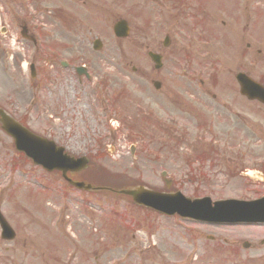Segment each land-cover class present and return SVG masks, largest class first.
I'll list each match as a JSON object with an SVG mask.
<instances>
[{
    "label": "rangeland",
    "instance_id": "obj_1",
    "mask_svg": "<svg viewBox=\"0 0 264 264\" xmlns=\"http://www.w3.org/2000/svg\"><path fill=\"white\" fill-rule=\"evenodd\" d=\"M57 3L64 9L54 19L50 12ZM181 4L188 7L185 12ZM35 13L38 21H33ZM118 19L130 27L124 40L112 34ZM22 25H29L30 32L41 38L38 55L20 38ZM0 27L8 29L1 38L4 42L15 35L21 39L13 45L12 55L29 47L24 60L30 63L34 56L40 74L46 72L44 64L59 70L50 88H37V81L19 71V55L7 63L0 60V86L6 89L0 93L5 97L9 91L11 96L0 98V106L11 113L14 101L24 107L34 95L29 128L53 137L71 153L83 150L90 166L79 177L86 182L116 188L144 184L162 191L160 173L166 171L170 190L188 196L256 198L264 193V183L226 171L229 161L253 170L264 165V121L253 117L255 110L249 104H234L239 96L237 72L264 84V0H0ZM166 36L169 44L164 48ZM94 38L103 43L99 52L91 49ZM148 51L162 56L161 69H154ZM52 52L72 64L79 59L89 63L94 89L93 83L79 82L71 70L63 71ZM11 79L16 83L13 89ZM154 81L161 83L158 90ZM200 138L213 142L206 153L209 161L202 167L195 163L193 171L181 177L182 167L187 166L183 157L205 156L195 144ZM2 141L0 210L13 225L11 219H29V264H180L185 260L184 264H248L250 260L264 264V245H260L264 229H241V237H233L238 231L148 216L125 198L69 190L58 174H47L30 163L27 183L12 170L15 152L6 137ZM199 169L202 175L195 174ZM217 169L220 174H215ZM63 219L68 227L61 226ZM87 226L98 228L96 236ZM59 228L67 237L52 233ZM207 235L216 241L201 240ZM54 237L61 250L54 246ZM65 239L84 256L70 257L74 251L62 249L61 240L70 244ZM244 240L256 249H242ZM16 242L6 246L10 252L1 253L4 263L26 261Z\"/></svg>",
    "mask_w": 264,
    "mask_h": 264
},
{
    "label": "water",
    "instance_id": "obj_2",
    "mask_svg": "<svg viewBox=\"0 0 264 264\" xmlns=\"http://www.w3.org/2000/svg\"><path fill=\"white\" fill-rule=\"evenodd\" d=\"M119 26L121 27L120 29L122 30L123 35H124V33H127V29L125 27V24H122ZM237 79L241 83V85L244 86V88L246 90L249 89L250 91L256 93V96L258 98L263 97L260 88H258L256 86L249 87V85L247 83H243L245 81H248L243 76H238ZM7 122H9L7 124V130L9 132H11V130L15 128V126H14L15 124L12 123L10 120H8ZM38 155H40L39 152L36 151L34 149L33 144L29 142V156L33 158V157H36ZM130 194L133 196L134 201L137 204L144 205V206L150 207L154 210H157V211H160L163 213H168V214H170V210L168 209V207L174 201L173 198L175 197V196H167V195H162V194H155V193L147 192V191L142 190V189H137V190L131 192ZM229 206H232V205H229ZM215 208H218L219 210H223V208H226V207H223V205H221V206L217 205Z\"/></svg>",
    "mask_w": 264,
    "mask_h": 264
}]
</instances>
